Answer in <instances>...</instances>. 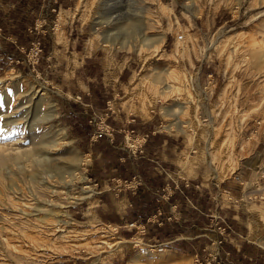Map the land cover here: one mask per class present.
Here are the masks:
<instances>
[{"label":"rangeland","instance_id":"374dc122","mask_svg":"<svg viewBox=\"0 0 264 264\" xmlns=\"http://www.w3.org/2000/svg\"><path fill=\"white\" fill-rule=\"evenodd\" d=\"M119 14L132 32L125 47ZM160 34L162 44L142 42ZM89 85L107 87L113 111L147 120L145 143L158 140L171 170L211 191L220 238L236 227L264 256L253 240L264 228V0H21L0 9V146L22 153L0 168V264H197L103 223L147 179L90 140L98 119L73 107ZM227 245L214 264L232 259Z\"/></svg>","mask_w":264,"mask_h":264},{"label":"crops","instance_id":"0c3cea01","mask_svg":"<svg viewBox=\"0 0 264 264\" xmlns=\"http://www.w3.org/2000/svg\"><path fill=\"white\" fill-rule=\"evenodd\" d=\"M20 1L0 0V3H3L0 4V9H9ZM86 81L90 82L89 78ZM76 83H79L78 80ZM89 86L79 87L81 90L74 96V111L92 114L100 120L105 118V122L98 126L111 130L109 139L100 138L94 144L101 142L110 144L107 151L116 154L115 162H118L115 163L116 168L119 169L125 164L130 166L131 171L135 169L137 172L140 171L141 175L147 179L145 187L137 189L131 197H121L114 202V215H103V223L114 226L116 229L126 226L134 227L135 235H146V241L159 244L169 252L184 254L197 263H201L208 257L218 256V252H222L220 245L226 241L228 245L224 248L231 253L233 260L245 258L244 262L248 264H264V256L258 254L250 242L242 239L236 227L232 226L226 236L220 238L217 228L221 226V219L214 209L216 203L215 198L211 196V191L203 193L201 186L197 187L188 183V181H194L196 176L190 175L192 173L185 168V164L182 165L186 173L184 174L193 178L187 179L178 174L180 171L171 170L173 163L161 156L159 148L154 149L158 140L150 144L151 139L147 137L146 145L134 156L130 155L129 150L121 149L124 145L123 133L134 131L140 135L144 134L141 130L147 120L146 123L141 122L138 117L119 111L117 108L113 111L111 107H107L110 106V102L103 96L105 92L107 93V87L103 86L95 92V88L91 89V85ZM75 112L71 115L74 116ZM86 127L88 130V126ZM85 140L87 144V139ZM159 142L160 149L167 146L166 140ZM94 144L89 143L87 150L90 157L93 155L91 157L93 161L99 158V153L91 152ZM150 163L156 168H149ZM106 167L111 170L115 168L114 165ZM118 202L122 204V211L116 210L115 206ZM213 246L218 247L217 253L212 252ZM224 253H221L223 257Z\"/></svg>","mask_w":264,"mask_h":264},{"label":"bare ground","instance_id":"6f19581e","mask_svg":"<svg viewBox=\"0 0 264 264\" xmlns=\"http://www.w3.org/2000/svg\"><path fill=\"white\" fill-rule=\"evenodd\" d=\"M96 3V2H95ZM94 3V4H95ZM87 11H88V14H90L91 16H92V13H93V4H92V2H88V5H87ZM102 18V17H101ZM106 20V19H105ZM126 21L128 22V20H126L125 19V17H123L122 15H120L119 14V30H120V32H124V34H125V36L123 37V39H122V41H120L119 42V44L120 45H122L123 47H125V46H127V43H128V37L131 35V31H130V28H128V24H125L126 23ZM124 24V25H123ZM130 26V25H129ZM134 29V28H133ZM130 31V32H129ZM131 37V36H130ZM133 38V37H132ZM163 40H164V35L163 34H160V36H155V39H150V38H148V37H146V38H144L143 39V41L142 42H149V43H151V42H158V43H163ZM38 93V92H37ZM41 99V101H43L44 100V98H40ZM136 112L140 115V116H142L143 118H146L148 115L145 113V110H144V108L141 106L140 108H139V110H136ZM3 130V129H2ZM4 134H1L0 133V138H1V136H3ZM8 141V140H7ZM12 152H14V154H11ZM12 155L13 156H15V157H17V156H20L21 157V155H22V153L21 152H19V150H17V149H12V148H10L9 146H6V145H4V144H2L1 146H0V168H2V166L5 164V162H6V160H8V158L9 157H11L12 158ZM26 155V154H25ZM24 155V156H25ZM185 155V154H184ZM189 155V154H188ZM18 158V157H17ZM187 159V158H186ZM8 165V164H7ZM4 167V166H3ZM5 168V167H4ZM3 168V169H4ZM2 169V170H3ZM6 169V168H5ZM195 170H189V172H191V173H193ZM187 172V171H186ZM184 174V173H183ZM10 175V174H9ZM8 177V176H7ZM52 187V186H51ZM51 189V188H50ZM13 201V200H12ZM15 202V201H14ZM21 203V202H20ZM12 205V204H11ZM16 205V204H15ZM20 206V205H19ZM25 206V205H24ZM26 207V206H25ZM116 207H117V209H118V211H122V204L121 203H117V205H116ZM18 208V207H17ZM22 208L23 207H20V209H18L19 210V212L22 214V215H25V216H28L29 215V213L28 214H26V213H24V211L22 210ZM26 208H28V207H26ZM25 210V209H24ZM16 212V211H15ZM42 212H44V211H40V213L42 214ZM20 213H19V215H20ZM49 213V212H48ZM48 213H47V215H48ZM44 214V213H43ZM52 216V217H50V218H53V216L55 215H53V214H49L48 216ZM18 216V215H17ZM31 216V215H30ZM34 216H37V217H35V218H37V220L36 221H40L41 222V220L43 219V216L41 217H38V213H36V214H34ZM16 219V218H15ZM53 219H55V218H53ZM54 223V222H53ZM56 223H57V220L55 221V224L54 225H56ZM43 224V223H42ZM263 225H264V223H263ZM262 225V226H263ZM53 226V225H52ZM67 226V225H66ZM35 227V226H34ZM48 227V226H47ZM55 227V226H54ZM4 228V227H3ZM2 228V229H3ZM51 228H53V227H51ZM55 229V228H54ZM8 230V229H7ZM8 238V237H7ZM258 239H260V245L264 248V228L263 227H261L260 229H259V232H253V240L254 241H256V240H258ZM12 240V239H11ZM258 242V243H259ZM6 244V243H5ZM13 245V244H12ZM5 246H7L6 248L8 249V248H11L12 249V251L13 252H17V250H16V248L14 247V246H10L9 244H6ZM25 251V250H24ZM36 251V250H35ZM34 252V251H33ZM152 254L153 253H151V256H152ZM31 255V254H30ZM26 257V256H25ZM29 257V256H28Z\"/></svg>","mask_w":264,"mask_h":264},{"label":"built area","instance_id":"2783aa9c","mask_svg":"<svg viewBox=\"0 0 264 264\" xmlns=\"http://www.w3.org/2000/svg\"><path fill=\"white\" fill-rule=\"evenodd\" d=\"M177 38L179 40L181 37H177ZM104 122H105V118H103L102 120H100V119L96 120L95 118H92L89 121V124L91 126L90 140L92 142H96L100 138H104V137H106L108 139L110 138L111 130L107 129V127H105L106 128L105 129V128H100L98 126V124H100V123L103 124ZM145 140H146V137L144 135H140L138 133H135L134 131H125L123 133V142H124L125 148L130 151L131 156H134L137 152H139L141 147L144 145ZM139 184H140L139 179L137 176H135L134 178H132L131 185L126 186L124 188V190L125 191L126 190H131V191L135 190L136 187L139 186ZM117 192H118V190H117ZM218 231L220 234H222L224 232V228L223 229L218 228ZM215 259H216V256H213V257H208L207 259H205L201 263H197V262H195V263H197V264H214ZM226 259L228 260L227 264H248L247 262H244V261L234 263V262H232L231 259L230 260L228 258H226Z\"/></svg>","mask_w":264,"mask_h":264}]
</instances>
